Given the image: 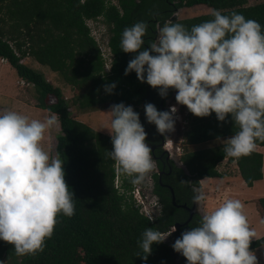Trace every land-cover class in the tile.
Wrapping results in <instances>:
<instances>
[{"label":"trees","instance_id":"16d2710c","mask_svg":"<svg viewBox=\"0 0 264 264\" xmlns=\"http://www.w3.org/2000/svg\"><path fill=\"white\" fill-rule=\"evenodd\" d=\"M200 5L212 12L183 20L174 17L182 8ZM217 10L224 15L241 14L264 28V1L248 6L247 0H0V59L9 64L20 80L33 87L35 107L57 115L60 128L57 157L64 163L65 180L75 198V215L57 217L54 236L46 241L43 253L34 257L17 256L13 245L0 240V261L7 259L17 264H179L175 262L173 250L165 243L154 244L146 262L137 257V253L143 255L138 242L147 228L168 233L175 223H185L186 215L184 219L182 210L172 205L171 193L161 188L155 178L160 214L151 221L140 213L131 194L126 195L133 188L131 177L121 180L123 193L114 188L115 163L110 157L112 138L72 118L61 90L47 82L40 72L21 63V59L32 57L77 89L80 110L111 102L131 106L137 112L147 83H141L134 71L125 75L134 54L121 50L123 30L137 22H145L148 25L145 37L150 36L149 42H155V31L166 22L180 23L191 30L195 25L214 19ZM98 19L109 34L110 74L104 73V61L86 25L87 20ZM112 83L116 84L114 94H107L104 86ZM186 120L184 142L188 146L232 137L239 130L231 115L222 123L214 112L209 117L199 118L189 111ZM147 132L155 137L156 126H150ZM256 143L264 147V142ZM223 146L184 152L179 162L186 174L170 163L171 172L162 182L172 190L175 205L192 207L194 189L199 187V181L222 177L217 166L223 160L236 165L247 187L262 179L261 153L254 151L238 159L225 158ZM255 209L264 221V198L255 201ZM201 220L194 215L181 231L199 226ZM173 236L175 239L181 237L179 232ZM261 246H264V236L253 240L250 250ZM80 252L82 255L78 256ZM181 264H188L186 258Z\"/></svg>","mask_w":264,"mask_h":264},{"label":"clouds","instance_id":"9594fccd","mask_svg":"<svg viewBox=\"0 0 264 264\" xmlns=\"http://www.w3.org/2000/svg\"><path fill=\"white\" fill-rule=\"evenodd\" d=\"M148 25L126 27L120 42L124 53L134 54L125 75L136 73L167 98L175 90L179 105L196 117L214 112L220 122L229 115L239 129L223 140L225 158L251 155L257 141L264 142V28L241 14L214 12V19L188 30L166 22L158 39L145 48ZM116 84L105 85L114 94ZM146 119L167 138L175 131L176 113L144 105ZM106 129L111 134L110 157L118 173L131 177L133 185L145 182L156 170L152 148L139 114L131 106L114 104ZM59 124L53 113L44 121L16 111L0 113V240L13 245L17 256L43 253L54 236L57 217L75 215L74 193L65 180L63 161L44 148L45 133ZM183 182V181H182ZM203 180H201V183ZM193 203L205 200L194 189ZM176 231V230H174ZM172 233L147 228L139 241L145 262L153 245L164 243ZM257 233L249 225L244 204L228 199L203 215L199 226L185 230L172 245L188 264H258L250 250Z\"/></svg>","mask_w":264,"mask_h":264},{"label":"rangeland","instance_id":"374dc122","mask_svg":"<svg viewBox=\"0 0 264 264\" xmlns=\"http://www.w3.org/2000/svg\"><path fill=\"white\" fill-rule=\"evenodd\" d=\"M264 0H247V5L252 6L257 3H260ZM116 3V1H111V3ZM112 3V4H113ZM203 6V5H202ZM206 9H204V8ZM200 10L205 11V14H209L212 12L211 9L207 8L206 6H203ZM174 17L177 20L181 19V12L174 13ZM86 25L90 30V35L93 37V39L98 43L99 47L106 51L105 42L109 36L107 27L103 25L101 19H98L97 21H91L87 20ZM101 33H100V32ZM160 28H157L156 35H155V41L158 39ZM103 35V36H102ZM99 37H102V39L99 40ZM21 63L26 65L27 67L32 68L36 71H42L39 66L35 63V60L31 58L30 56L23 57L21 59ZM45 69V68H44ZM45 71H47L45 69ZM48 72V71H47ZM43 77L46 80H49V82L54 86L61 90L64 97L70 98L69 101V113L72 118L75 120L82 122L81 118L82 115L89 117L88 121L82 122L85 125H88L93 130L99 131L101 128L104 135L108 136L109 131L106 129L110 126V122L112 117L107 113L111 106L114 105L111 102H106L100 104L98 107L93 108H85L84 110H80V103L78 94L76 95L75 92H77V89L73 88L70 85H67L61 76L59 74L56 75H49L48 73L43 75ZM53 82V83H52ZM176 93L174 90L169 100L172 101V99L175 97L173 94ZM36 96L33 90V87L28 84H21L19 81L15 71L9 66L7 62L4 60H0V113H3L4 111L11 110L16 111L18 113H21L23 115L28 116L30 119H38L41 121H44L45 119L49 118L52 114L48 113L46 111L38 109L36 106ZM52 99V98H51ZM53 101V99H52ZM74 104V105H73ZM189 112L186 106L181 105V109L179 113L183 117V121H187V115L186 112ZM185 119V120H184ZM181 123L177 124L175 132L171 135V138L174 139V144L181 145L183 149V153L187 151H196L199 149H206V148H213L217 146L223 145V140H227L230 137L227 138H221L217 139L215 141H211L202 145L198 146H188L184 142V133L186 131L187 122L184 125L183 129H181ZM99 127V128H98ZM95 131V132H96ZM105 131V132H104ZM108 131V132H107ZM99 133V132H98ZM60 135V129L59 124L57 126H53L45 133V141H44V148L46 151H49L51 155L57 156L56 152V143H57V137ZM111 137V134L109 135ZM262 155L264 156V150H260ZM173 154H175V159H173V163L176 167H180L179 162V156H177V153L175 150L173 151ZM58 158V157H57ZM217 170L222 175L221 178L217 179L215 182H212L211 180H206V182H202V186L199 183V187L195 188L196 191L203 192V195L205 197V200L203 202H206L205 204L208 205V213L212 211V208L209 207L210 204H212V186L214 185L217 188H221L224 186H232L233 189L230 190L231 196L230 199H236L241 200V198L250 197L251 195L255 194V192H249L246 188L240 184V178L238 176V171L234 163H228L226 160H223L218 166ZM123 178H128V176L119 173V179H118V186H121V180ZM140 191H141V200L142 204L137 202L138 200H135L133 195H131L132 200L134 202V206L138 208L139 212L142 213L146 217H150V219L153 221L159 213V210H157L156 200L154 199L153 195L150 194L147 188H149L147 179L144 183L139 184ZM203 187V188H202ZM146 188V190H145ZM134 189V187H133ZM264 191V190H263ZM131 192H127L126 195H130ZM217 193V192H216ZM233 195V197H232ZM226 196L224 194L220 195V200H223L222 198ZM218 199V200H219ZM217 201V199H216ZM225 201V200H224ZM219 206V201L217 205H214V209ZM212 207V206H211ZM244 212L249 216L248 222L252 229L255 230L257 233L256 237H259L261 234H264V223L261 221L260 215L256 213V209L254 208L253 204H247L244 206ZM173 231L170 230L168 233H172ZM259 239V238H258ZM175 239L173 236H169L168 239L164 242L171 248L174 252L175 256V262L181 264L182 263V257L181 254L174 251L172 245L174 244ZM256 253L258 264H264V246H261L257 249L252 250ZM81 252L78 253V256H81ZM20 260V259H19ZM18 260V261H19ZM0 264H17V262H12L7 259H3L0 261Z\"/></svg>","mask_w":264,"mask_h":264},{"label":"flooded vegetation","instance_id":"af4514ba","mask_svg":"<svg viewBox=\"0 0 264 264\" xmlns=\"http://www.w3.org/2000/svg\"><path fill=\"white\" fill-rule=\"evenodd\" d=\"M154 34L156 35V31ZM150 39H151L150 36L144 38V40H145V46L144 47L145 48L149 47L148 44H149ZM104 65H105V67H108V68L104 69V73L110 74L111 73V59H110L108 65H107V63H105ZM172 93L173 92H171V93L168 92L167 98H162L159 95L158 89H153L150 85L147 84L145 87V92H144L142 102H141V104H139L137 106V109H136L137 113L140 116L141 123L144 126L145 131L147 133L146 143H148L149 146L152 148V156L156 162V170L153 171L152 173H150L148 178H147V183L149 186V188H147V189L150 192V194L153 195L154 199L157 201L155 206L157 207V210H159L158 216H159L160 211H161V205L159 203V197L155 193V178H156V181L161 188L168 190L170 193L172 192L170 187L166 183L162 182V180L166 179L167 176L170 174V172H171V164L170 163H173L172 157H175V154H173L174 148L170 151H169V149L165 148V146H164V143L166 140L165 136L161 135L158 131L156 132L155 137L152 136V134L147 132V129L149 130L150 126L155 127V125L148 123V121L146 119V114L144 111V105L147 103H151V104L155 105L159 111H166L165 107H166V104L170 98L168 96H171ZM167 136H168V134H167ZM171 151H172V153H171ZM173 165L175 166L174 163H173ZM145 190H146V188H145ZM172 194H173V192H172ZM172 194H171V198H172ZM171 203H172V201H171ZM172 205H174L176 208L182 210V213H184V214H182V216L184 217V219H186V218L188 219V211H187V209H185L183 207V206H186L185 204L175 205V198H174V204H172ZM186 208H191V207L186 206ZM185 215H186V218H185ZM187 219H186V221H187ZM175 224H179V223H175ZM179 225L180 226L177 229H173V227L170 229L173 231L172 236H173V233H175V232H179L180 235L183 233V231H181V229H182V227H184V225L183 224H179ZM174 230H176V231H174ZM173 238H174V236H173ZM180 257L184 258L182 255Z\"/></svg>","mask_w":264,"mask_h":264},{"label":"crops","instance_id":"0c3cea01","mask_svg":"<svg viewBox=\"0 0 264 264\" xmlns=\"http://www.w3.org/2000/svg\"><path fill=\"white\" fill-rule=\"evenodd\" d=\"M113 3V2H112ZM113 4H115V3H113ZM203 6L202 5H200V6H193V7H191V8H182V9H180V10H178L177 12H181V19L183 20V19H188V18H193V17H197V16H200V15H205V11H201L200 9L202 8ZM204 8V7H203ZM204 9H206V8H204ZM176 12V13H177ZM207 14V13H206ZM91 21H97V20H91ZM104 25V24H103ZM100 32V31H99ZM101 33V32H100ZM103 36V35H102ZM109 37V36H108ZM93 38V37H92ZM100 39H102V37H99V40ZM105 42V46H106V51L105 50H103V49H101L100 47H99V42L97 43V45H98V48H99V51H100V53H101V57H102V60L104 61V64L105 63H107V65H108V63H109V61H110V59L112 58V54H111V52H110V49H109V47H108V38H107V40L106 41H104ZM26 57V56H25ZM32 58V57H31ZM1 61H2V59H0ZM5 61V60H4ZM6 62V61H5ZM35 63L39 66V68L42 70V71H38V72H40L42 75H45V74H49V75H51V74H53V75H56V74H58L57 72H53V71H51L49 68H47V67H45V66H41L40 64H38L36 61H35ZM30 68V67H29ZM48 71H45V69ZM105 69H106V67H105ZM62 78V77H61ZM19 79V78H18ZM63 79V78H62ZM46 80V79H45ZM19 81L21 82V84H24V82L22 81V80H20L19 79ZM47 82H49V80H46ZM64 81V80H63ZM50 83V82H49ZM53 83V82H52ZM66 83V82H65ZM67 84V83H66ZM68 85V84H67ZM64 99L65 100H67V101H69L70 100V98H68V97H64ZM74 105V104H73ZM41 110V109H40ZM44 111V110H43ZM68 111H70L69 109H68ZM47 112V111H46ZM81 120H82V122H85V121H88L89 120V117H87V116H84V115H82V118H81ZM81 122V123H82ZM88 126V125H87ZM89 127V126H88ZM99 128V127H98ZM60 129V128H59ZM92 129V128H91ZM93 130V129H92ZM102 129L100 128L99 129V131H96V130H94V131H96V132H99V133H101L102 131H101ZM105 132V131H104ZM108 132V131H107ZM103 134V133H102ZM110 134H108V136H109ZM215 141V140H214ZM260 150H264V147H259V146H257V148H256V150H255V152H261ZM262 154V153H261ZM236 166V165H235ZM237 168V167H236ZM218 171V170H217ZM237 171H238V169H237ZM219 172V171H218ZM238 176H239V178H240V184H242V186L244 187V188H246L247 190H249V192L251 193V192H255V194H253V195H251L250 197H245V198H241V200H240V202L242 203V204H244V206H246L247 204H253V206H254V208H255V201L256 200H258V199H260V198H264V156L262 155V179L261 180H259V181H256V182H254L253 183V185H252V187H247L246 185H245V183L243 182V180L241 179V177H240V174H239V171H238ZM217 179H219V178H203L202 180L204 181V182H206V180H211L212 182H215ZM199 183L201 184V186H202V183H201V180L199 181ZM203 188V187H202ZM233 189V187L232 186H224V187H221V188H217V187H215L214 185L212 186V204H210L209 205V207L210 208H212V210H214V205H217V203H218V201H219V205L221 204V203H223L224 202V200H228V199H230V196H231V192H230V190H232ZM217 192V193H216ZM222 194H224V195H226V196H224L222 199L223 200H220L219 198H220V195H222ZM232 197H233V195H232ZM216 199H217V201H216ZM219 199V200H218ZM206 202H201V204L198 206V210H199V212H198V216L202 219V217H203V215H205V214H207L208 213V211H209V209H208V205H206L205 204ZM212 206V207H211ZM257 213V212H256ZM246 216L249 218V216L246 214ZM259 219H261V218H259ZM263 223H264V221L263 220H261ZM250 222V221H249ZM264 236V234H261L259 237H255L253 240H256V239H258V238H261V237H263ZM257 249V248H256Z\"/></svg>","mask_w":264,"mask_h":264},{"label":"built area","instance_id":"2783aa9c","mask_svg":"<svg viewBox=\"0 0 264 264\" xmlns=\"http://www.w3.org/2000/svg\"><path fill=\"white\" fill-rule=\"evenodd\" d=\"M106 68H108V67H106ZM173 96L175 97L176 96V93H174ZM172 106H175L178 109V112L176 113V124H175V126H177L178 123L179 124L181 123V126L180 127H181V129H183V127L186 124V122L183 121V117L179 113V111L181 109V105H179L177 103V101L174 100V98H173L172 101H168L167 102L166 107H165L166 108V111H169ZM187 113H188V111L186 112V114ZM175 130H176V127H175ZM174 132L168 133V136H167V138L165 140L164 146H165L166 149H169V151L174 148L175 152L177 153V156L180 157L183 154V149H182L181 145L174 144V139L171 138V135ZM171 153H172V151H171ZM114 171H115L114 188L116 190H118L120 193H123L122 189L118 186L119 173L117 172L115 165H114ZM133 187H134V189L132 188V191H131L130 194L133 195V197L135 198V200H138L137 202H139L140 204H142L143 202L141 200L140 186L139 185H133ZM147 218L149 220H151L150 217H147Z\"/></svg>","mask_w":264,"mask_h":264},{"label":"water","instance_id":"95a60500","mask_svg":"<svg viewBox=\"0 0 264 264\" xmlns=\"http://www.w3.org/2000/svg\"><path fill=\"white\" fill-rule=\"evenodd\" d=\"M179 168L183 169V171L185 172V174L187 173L186 170H185V168L183 166H180ZM171 194H172V192H171ZM171 201H172V204H174V196H173V194H172ZM183 207L185 209H187V211H188V219L183 224V225H187L190 222V220L192 219L193 215H197L198 214V213H196V210H198V206L193 203V205H192L191 208H186V206H183ZM179 226H180L179 224H174L173 229H177Z\"/></svg>","mask_w":264,"mask_h":264},{"label":"bare ground","instance_id":"6f19581e","mask_svg":"<svg viewBox=\"0 0 264 264\" xmlns=\"http://www.w3.org/2000/svg\"><path fill=\"white\" fill-rule=\"evenodd\" d=\"M173 159H175V157H172ZM199 209V208H198ZM199 212V210H196V213H198Z\"/></svg>","mask_w":264,"mask_h":264}]
</instances>
